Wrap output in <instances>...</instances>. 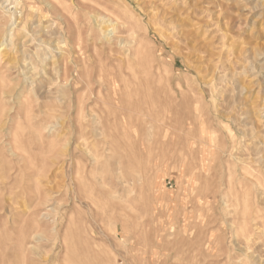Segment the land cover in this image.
<instances>
[{
	"label": "rangeland",
	"instance_id": "obj_1",
	"mask_svg": "<svg viewBox=\"0 0 264 264\" xmlns=\"http://www.w3.org/2000/svg\"><path fill=\"white\" fill-rule=\"evenodd\" d=\"M3 1L0 264H264V0Z\"/></svg>",
	"mask_w": 264,
	"mask_h": 264
},
{
	"label": "bare ground",
	"instance_id": "obj_2",
	"mask_svg": "<svg viewBox=\"0 0 264 264\" xmlns=\"http://www.w3.org/2000/svg\"><path fill=\"white\" fill-rule=\"evenodd\" d=\"M7 2V0H5V1H3L2 2V4H4V3H6ZM7 4V3H6ZM9 5H7V6H5V7H3V8H7ZM9 11V10H8ZM12 18V17H11ZM152 19L157 23V24H165L166 23V20L165 19H158V15L155 13V14H152ZM15 25H16V23H14ZM169 25H172L171 24V22L169 23ZM102 30V29H101ZM9 37H10V40L12 39V30L11 31H9V33L7 34ZM226 39V36H222V40H225ZM228 41H231V40H228ZM227 41V42H228ZM222 44V43H221ZM229 44V43H228ZM140 45V44H139ZM234 45V44H233ZM221 46H223V45H221ZM235 47H237L238 49H239V47L238 46H235ZM237 49V50H238ZM223 50V49H222ZM239 51V50H238ZM226 54L225 55H229L230 56V50H229V48H227L226 49ZM240 53H242V51H240ZM238 54H239V52H238ZM233 55H234V49H233ZM151 62H152V60H151ZM147 66V65H146ZM147 75V74H146ZM150 80H152V79H150ZM169 81V80H168ZM149 83V82H148ZM150 84V83H149ZM163 88V87H162ZM152 89H153V87H152ZM165 89H167V88H165ZM150 96V95H149ZM151 100V99H150ZM188 102V101H187ZM190 106V105H189ZM164 125V124H163ZM31 128V127H30ZM18 138V137H17ZM103 149V148H102ZM240 170V169H239ZM197 177V176H196ZM258 180V179H257ZM259 181V180H258ZM259 184V183H258ZM261 185H264V183L263 184H261ZM247 197V196H246ZM251 204V202H250V199H249V195H248V199H247V201H246V207L248 208L249 207V205ZM248 210V209H247ZM250 210V209H249ZM244 212V211H243ZM254 213V212H253ZM242 214V213H241ZM240 214V215H241ZM263 214V213H262ZM243 216V215H242ZM246 216V218H244ZM244 217H243V223L242 224H240V229H242L243 230V234H246L247 233V231H248V228H249V222H248V220H250L251 222H254V223H258V221L261 219L262 220V217L261 216H259V214L258 213H256V214H252L251 212H245L244 213ZM260 220V221H261ZM263 225V224H262ZM238 227V228H239ZM263 227H264V225H263ZM255 228V227H254ZM261 229V228H260ZM241 231V230H240ZM261 232V231H260ZM247 235V234H246ZM245 236V235H244ZM250 236V235H249ZM243 238V237H242ZM250 238V237H249ZM248 243V242H247ZM249 244V243H248Z\"/></svg>",
	"mask_w": 264,
	"mask_h": 264
}]
</instances>
